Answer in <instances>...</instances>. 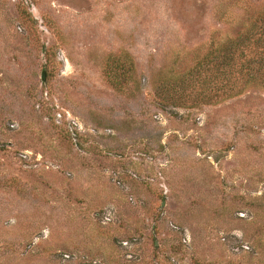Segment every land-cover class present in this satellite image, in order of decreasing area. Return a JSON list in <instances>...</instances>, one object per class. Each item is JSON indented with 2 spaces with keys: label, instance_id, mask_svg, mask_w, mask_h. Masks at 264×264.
Masks as SVG:
<instances>
[{
  "label": "rangeland",
  "instance_id": "374dc122",
  "mask_svg": "<svg viewBox=\"0 0 264 264\" xmlns=\"http://www.w3.org/2000/svg\"><path fill=\"white\" fill-rule=\"evenodd\" d=\"M0 264H264V0H0Z\"/></svg>",
  "mask_w": 264,
  "mask_h": 264
},
{
  "label": "trees",
  "instance_id": "16d2710c",
  "mask_svg": "<svg viewBox=\"0 0 264 264\" xmlns=\"http://www.w3.org/2000/svg\"><path fill=\"white\" fill-rule=\"evenodd\" d=\"M240 43H238V41L235 42H230L227 46L224 47V49H220L218 50V52L220 54H226V58L228 61V64L226 65V67H228L229 69H233L235 68V60L237 59V51L239 49L238 46ZM222 66V65H221ZM239 72L238 75L241 77L242 80H244V82H253L257 85L260 84L259 79H261L262 75H261V69H257L256 71L254 69H249V67H247L246 69L241 67L239 68ZM233 71V70H232ZM232 71H229L230 73H232ZM235 72V71H233ZM245 74H244V73ZM234 87V86H232Z\"/></svg>",
  "mask_w": 264,
  "mask_h": 264
}]
</instances>
